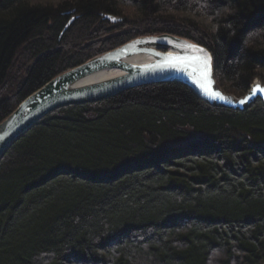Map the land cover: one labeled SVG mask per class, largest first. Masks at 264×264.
Here are the masks:
<instances>
[{"label": "trees", "instance_id": "16d2710c", "mask_svg": "<svg viewBox=\"0 0 264 264\" xmlns=\"http://www.w3.org/2000/svg\"><path fill=\"white\" fill-rule=\"evenodd\" d=\"M152 34L208 49L228 93L264 82V0H0V122ZM0 264H264L262 102L161 82L50 112L0 158Z\"/></svg>", "mask_w": 264, "mask_h": 264}, {"label": "water", "instance_id": "95a60500", "mask_svg": "<svg viewBox=\"0 0 264 264\" xmlns=\"http://www.w3.org/2000/svg\"><path fill=\"white\" fill-rule=\"evenodd\" d=\"M103 17L111 23L122 20L109 14ZM74 19L66 22L60 35ZM197 56L207 60V67L202 60L192 59ZM102 71H113L114 75L93 77ZM161 82L183 84L211 106L245 111L260 99L264 108V91L253 93L257 86L264 89V82L254 79L243 95L235 96L217 84L213 57L202 45L171 34L143 35L56 75L25 97L0 122V158L16 139L58 108L100 101L136 86ZM213 92L220 96H213Z\"/></svg>", "mask_w": 264, "mask_h": 264}, {"label": "snow or ice", "instance_id": "6c2138e0", "mask_svg": "<svg viewBox=\"0 0 264 264\" xmlns=\"http://www.w3.org/2000/svg\"><path fill=\"white\" fill-rule=\"evenodd\" d=\"M174 59L180 60V59H183V58H181V57H175ZM192 59H195V60H198V61H201L202 60V58L201 57H198V56L197 57H192ZM202 62L204 63L205 67H207V60H202ZM205 76H206V74H205ZM200 86L202 88H204L205 91H207V88H206V86L203 83H201ZM257 91H264V89H262L259 86H257L255 89H253V93H255ZM212 95L213 96H216V97H219L220 96V94L218 92H213ZM243 102L244 101H241V103H243Z\"/></svg>", "mask_w": 264, "mask_h": 264}, {"label": "bare ground", "instance_id": "6f19581e", "mask_svg": "<svg viewBox=\"0 0 264 264\" xmlns=\"http://www.w3.org/2000/svg\"><path fill=\"white\" fill-rule=\"evenodd\" d=\"M141 57V56H138ZM137 59H143V58H137ZM109 75H114V72H109V71H102V72H98L96 74L93 75V77H97V78H103Z\"/></svg>", "mask_w": 264, "mask_h": 264}]
</instances>
